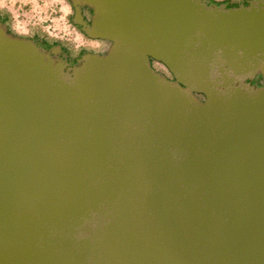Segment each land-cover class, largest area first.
<instances>
[{
    "label": "water",
    "instance_id": "obj_1",
    "mask_svg": "<svg viewBox=\"0 0 264 264\" xmlns=\"http://www.w3.org/2000/svg\"><path fill=\"white\" fill-rule=\"evenodd\" d=\"M70 1L105 54L0 20V264H264V0Z\"/></svg>",
    "mask_w": 264,
    "mask_h": 264
},
{
    "label": "rangeland",
    "instance_id": "obj_2",
    "mask_svg": "<svg viewBox=\"0 0 264 264\" xmlns=\"http://www.w3.org/2000/svg\"><path fill=\"white\" fill-rule=\"evenodd\" d=\"M213 2H232L235 0H211ZM0 16L3 17L8 26L15 27L25 34L28 25L33 22L40 23L44 18L40 11L47 13L46 9L52 4L57 5L55 14L49 16V20L45 25L47 33L56 42L63 44L66 52L69 51V59L76 60L85 52L105 54L109 49L110 42L106 40H96L86 36L78 25L71 20V15L66 4V0H0ZM230 4L228 7H232ZM7 27V26H6ZM8 32L13 33L12 29L7 28ZM60 52H58L59 54ZM153 67L163 75H170L167 68L160 62L153 61Z\"/></svg>",
    "mask_w": 264,
    "mask_h": 264
},
{
    "label": "crops",
    "instance_id": "obj_3",
    "mask_svg": "<svg viewBox=\"0 0 264 264\" xmlns=\"http://www.w3.org/2000/svg\"><path fill=\"white\" fill-rule=\"evenodd\" d=\"M228 2L229 1H227L226 4H228ZM214 3L218 4V2H214ZM229 3L234 4V6H237L239 4H244V0H235ZM56 7L57 5L55 6V4H52L50 7L46 9L47 13L44 11H40V14H42V17L44 18L40 21V23L37 22L30 23V25H28V30L25 32V34L22 33L20 30H18L16 27L15 29L12 26L10 28L6 20L1 16H0V20L7 26V28L12 29L13 30L12 32L16 33L20 37L31 38L44 45L61 46V43L56 42L54 39H52V37L47 33L45 29V25L49 20V16L55 14Z\"/></svg>",
    "mask_w": 264,
    "mask_h": 264
},
{
    "label": "flooded vegetation",
    "instance_id": "obj_4",
    "mask_svg": "<svg viewBox=\"0 0 264 264\" xmlns=\"http://www.w3.org/2000/svg\"><path fill=\"white\" fill-rule=\"evenodd\" d=\"M222 3H227V2H222ZM66 4L68 6V10H69V13L71 15L70 18L72 19L76 15V10H75V8H74V6H73V4H72V2L70 0H66ZM218 4H220V3H218ZM230 4L231 3L228 2L227 6H229ZM244 4H245V0H244ZM80 15L82 17V20L85 21L87 24H90L91 23V19H92V15H93V11H92L91 8H89L87 6H84V5H81L80 6ZM96 40H98V39H96ZM39 44L41 46L45 47V48H50L51 46H53V45H44V44H41V43H39ZM60 49H61V51L58 54L60 57L65 58L71 64L76 63V62H74V61H72V60L69 59L70 53H69V51L66 52V49L63 47V44H61ZM153 61L154 60H152L151 62H153ZM165 76L167 78L172 79L171 74L170 75H165ZM251 83L253 85H256V86H264V78H262L260 75H257L255 77V79H253L251 81Z\"/></svg>",
    "mask_w": 264,
    "mask_h": 264
},
{
    "label": "bare ground",
    "instance_id": "obj_5",
    "mask_svg": "<svg viewBox=\"0 0 264 264\" xmlns=\"http://www.w3.org/2000/svg\"><path fill=\"white\" fill-rule=\"evenodd\" d=\"M0 4H1V2H0ZM23 30H24V29L22 28L21 31H23ZM46 49H47V48H46ZM46 49H44V51H45L47 54H48V53L50 54L51 51H50L49 49H47V50H46ZM51 57L54 58V59H59V58H60V56H59L58 54H55V55H52V54H51Z\"/></svg>",
    "mask_w": 264,
    "mask_h": 264
},
{
    "label": "trees",
    "instance_id": "obj_6",
    "mask_svg": "<svg viewBox=\"0 0 264 264\" xmlns=\"http://www.w3.org/2000/svg\"><path fill=\"white\" fill-rule=\"evenodd\" d=\"M211 1V0H210Z\"/></svg>",
    "mask_w": 264,
    "mask_h": 264
}]
</instances>
